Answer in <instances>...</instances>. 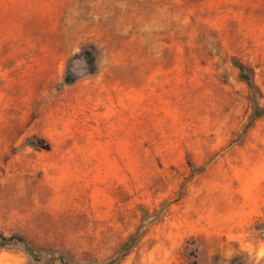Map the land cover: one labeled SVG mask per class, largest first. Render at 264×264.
Wrapping results in <instances>:
<instances>
[{"label": "rangeland", "instance_id": "obj_1", "mask_svg": "<svg viewBox=\"0 0 264 264\" xmlns=\"http://www.w3.org/2000/svg\"><path fill=\"white\" fill-rule=\"evenodd\" d=\"M257 106L264 0H0V241L42 254L0 264H255L193 234L264 182Z\"/></svg>", "mask_w": 264, "mask_h": 264}, {"label": "crops", "instance_id": "obj_2", "mask_svg": "<svg viewBox=\"0 0 264 264\" xmlns=\"http://www.w3.org/2000/svg\"><path fill=\"white\" fill-rule=\"evenodd\" d=\"M233 210L211 213L196 220L200 230L193 234L204 255L212 261H230L245 254L255 264H264V182L240 185ZM198 227V226H197Z\"/></svg>", "mask_w": 264, "mask_h": 264}, {"label": "trees", "instance_id": "obj_3", "mask_svg": "<svg viewBox=\"0 0 264 264\" xmlns=\"http://www.w3.org/2000/svg\"><path fill=\"white\" fill-rule=\"evenodd\" d=\"M241 73H242V77L245 80V82L247 83V85L249 87L253 88V84L250 81L249 77L246 75L245 70L243 68L241 69ZM256 113H259L260 116L264 115V110H262L261 108H259L257 106L256 107ZM13 245L22 246L23 249L26 251V253L29 254L30 257L34 260H38L39 257L42 255L40 252L34 250L26 240H24L22 237H20L18 235H15L11 238H1L0 248H5L8 246H13ZM50 257L54 258L56 256L54 254H52V255H50Z\"/></svg>", "mask_w": 264, "mask_h": 264}, {"label": "built area", "instance_id": "obj_4", "mask_svg": "<svg viewBox=\"0 0 264 264\" xmlns=\"http://www.w3.org/2000/svg\"><path fill=\"white\" fill-rule=\"evenodd\" d=\"M264 236V235H263Z\"/></svg>", "mask_w": 264, "mask_h": 264}]
</instances>
